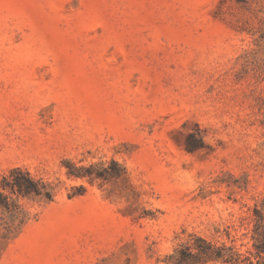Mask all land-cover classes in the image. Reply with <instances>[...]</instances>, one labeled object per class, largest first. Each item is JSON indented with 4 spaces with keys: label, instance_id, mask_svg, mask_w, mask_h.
<instances>
[{
    "label": "rangeland",
    "instance_id": "obj_1",
    "mask_svg": "<svg viewBox=\"0 0 264 264\" xmlns=\"http://www.w3.org/2000/svg\"><path fill=\"white\" fill-rule=\"evenodd\" d=\"M0 188V264L257 261L264 0H0Z\"/></svg>",
    "mask_w": 264,
    "mask_h": 264
},
{
    "label": "trees",
    "instance_id": "obj_2",
    "mask_svg": "<svg viewBox=\"0 0 264 264\" xmlns=\"http://www.w3.org/2000/svg\"><path fill=\"white\" fill-rule=\"evenodd\" d=\"M94 166H81L77 168H70L68 170L69 176L85 177L92 176L94 173ZM99 175H102L99 174ZM5 184L3 188H10L12 193H17L22 196L30 195H43L47 199H52L54 191L49 185L43 184L39 186V181L34 180L29 172H25L22 175H15L13 178L8 179L3 177ZM0 188V202H3L2 195L7 198V195ZM255 242V257L257 261L251 258V256L244 255L238 250H234L232 247L229 251H226L223 247H215L211 243L207 242L205 246H199L197 253H193L190 250H182L181 254L177 256V264H197L201 261H207L210 259L221 260L233 264H264V231L260 232L256 230L254 234ZM201 241L206 242L205 238L200 237Z\"/></svg>",
    "mask_w": 264,
    "mask_h": 264
}]
</instances>
